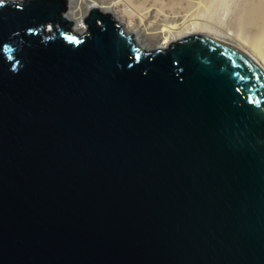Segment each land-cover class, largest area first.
I'll return each mask as SVG.
<instances>
[{
	"label": "water",
	"instance_id": "1",
	"mask_svg": "<svg viewBox=\"0 0 264 264\" xmlns=\"http://www.w3.org/2000/svg\"><path fill=\"white\" fill-rule=\"evenodd\" d=\"M68 11L0 0V264H264L260 64Z\"/></svg>",
	"mask_w": 264,
	"mask_h": 264
},
{
	"label": "rangeland",
	"instance_id": "2",
	"mask_svg": "<svg viewBox=\"0 0 264 264\" xmlns=\"http://www.w3.org/2000/svg\"><path fill=\"white\" fill-rule=\"evenodd\" d=\"M226 1L227 0H93L92 7L95 6L101 8L103 11H109L114 16L115 20L118 23L120 22L123 27L124 25L128 27L130 23L135 24L134 30L129 34L134 32H145V30H147V33H145L148 36V40H144L142 36H139L137 40L143 43V45L140 46L151 51L160 49L165 42H168L167 46H169V44L181 38L194 34H203L197 30L202 23H212V21L216 23L222 22L226 12ZM240 1L241 0H235L236 6L239 9H245V3ZM9 2L13 1L11 0ZM79 10H81V8ZM72 18L76 21L75 25H77L80 16L76 14L72 16ZM185 27L186 30H183ZM165 28H177V30L172 34H168V38L163 35V30ZM190 28L195 30V32L192 33L193 31ZM132 38L136 40L135 37L132 36ZM233 44L244 49L240 42H234ZM248 53L252 54L253 52L249 51Z\"/></svg>",
	"mask_w": 264,
	"mask_h": 264
},
{
	"label": "bare ground",
	"instance_id": "3",
	"mask_svg": "<svg viewBox=\"0 0 264 264\" xmlns=\"http://www.w3.org/2000/svg\"><path fill=\"white\" fill-rule=\"evenodd\" d=\"M12 1H17V0H12ZM240 2L245 3V9L244 8L239 9L235 4V0H227L225 2L226 12L225 15L223 16V21L220 23H216L213 21L212 23L210 22L202 23L201 25H199L197 30L205 34V36H208L213 40L220 42L221 44H224L228 47L237 49L239 51L248 54L252 59L257 61L264 70V1L241 0ZM94 7L95 6H93L92 8ZM68 18L76 23V21L72 18V16H68ZM80 21L81 20L79 19V22L77 23L76 26L80 29L79 31H84ZM122 28L127 35L129 36L133 35V37H135L136 40L139 38V36L144 37V40H148L147 39L148 36L146 34L147 30H145L146 33L134 32L129 34L135 28V24L133 23H130L128 27L124 25V27L122 26ZM176 30L177 28H165L163 30L164 32L163 35L167 36L168 34H172ZM183 30H186V27ZM192 31H193L192 33L195 32V30L193 29ZM167 37L169 38V36ZM136 42L139 46L143 45V43L139 42L138 40ZM234 42L236 43L240 42V44L243 45V48L245 50L235 46V44H233ZM167 43L168 42H165L161 46V48L160 47L157 48H160V50L165 49L169 47L167 46L168 45ZM249 51L253 53L250 54L248 53Z\"/></svg>",
	"mask_w": 264,
	"mask_h": 264
},
{
	"label": "built area",
	"instance_id": "4",
	"mask_svg": "<svg viewBox=\"0 0 264 264\" xmlns=\"http://www.w3.org/2000/svg\"><path fill=\"white\" fill-rule=\"evenodd\" d=\"M70 1V10L67 16H80V23L83 26V29L86 30V25L84 23L85 17L88 15L89 11L92 9L93 0H69ZM81 8V10H79ZM76 10V11H74ZM79 10V11H77ZM75 23V22H74ZM79 23V24H80ZM74 29L79 31L80 29L75 25Z\"/></svg>",
	"mask_w": 264,
	"mask_h": 264
},
{
	"label": "clouds",
	"instance_id": "5",
	"mask_svg": "<svg viewBox=\"0 0 264 264\" xmlns=\"http://www.w3.org/2000/svg\"><path fill=\"white\" fill-rule=\"evenodd\" d=\"M69 10H70V1H69ZM69 12V11H68ZM68 14V13H67ZM74 26H75V23H74ZM75 30V29H74ZM75 31H77V30H75ZM79 32V31H78ZM81 32V31H80Z\"/></svg>",
	"mask_w": 264,
	"mask_h": 264
},
{
	"label": "snow or ice",
	"instance_id": "6",
	"mask_svg": "<svg viewBox=\"0 0 264 264\" xmlns=\"http://www.w3.org/2000/svg\"><path fill=\"white\" fill-rule=\"evenodd\" d=\"M7 50V49H6Z\"/></svg>",
	"mask_w": 264,
	"mask_h": 264
}]
</instances>
